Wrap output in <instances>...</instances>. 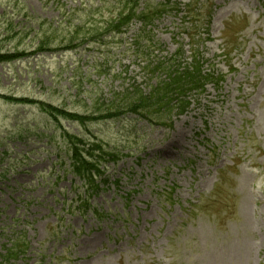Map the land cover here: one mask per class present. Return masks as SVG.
<instances>
[{
    "label": "rangeland",
    "instance_id": "1",
    "mask_svg": "<svg viewBox=\"0 0 264 264\" xmlns=\"http://www.w3.org/2000/svg\"><path fill=\"white\" fill-rule=\"evenodd\" d=\"M99 1L0 0V32L5 26L22 30L1 47L32 50L41 40L34 41L40 25L47 43H64L81 21L71 9ZM190 1L174 0L181 11L155 22L150 61L174 68L191 63L184 8ZM193 1L212 15L209 27L194 33L196 46L224 79L194 94L195 104L186 116L173 118L174 128L130 119L56 123L36 106L0 100V255L14 230L23 231L29 245L26 259L16 264H264V0ZM114 10L104 9L96 22ZM139 30L134 24L123 39L107 40L103 48L45 52L2 64L0 94L83 112L92 99H109L128 84L145 87V62L132 50L135 41L146 44ZM181 45L185 57L177 54ZM64 129L81 136L91 132L133 154L108 166L109 184L92 197L85 217L68 210L77 207L81 183L68 175L54 184L62 169L54 162L67 154ZM168 166L172 170L165 174ZM165 184L176 186L172 208L166 209L156 194ZM231 202L236 210L227 212L223 208ZM93 210L107 214L98 221Z\"/></svg>",
    "mask_w": 264,
    "mask_h": 264
},
{
    "label": "trees",
    "instance_id": "2",
    "mask_svg": "<svg viewBox=\"0 0 264 264\" xmlns=\"http://www.w3.org/2000/svg\"><path fill=\"white\" fill-rule=\"evenodd\" d=\"M8 31H10V30H8ZM8 39L10 40V39H12V37H9ZM7 59H9L7 56H0V62L2 60H7ZM81 161L82 160H79V162L78 161L76 162V174L80 177L82 176L83 178H85V177L89 176V168H84L85 164L81 163ZM10 252H11L10 257L17 258L18 252L16 253L14 250H13V252L12 251H10ZM19 252H21L19 254L24 253V249L19 250Z\"/></svg>",
    "mask_w": 264,
    "mask_h": 264
}]
</instances>
